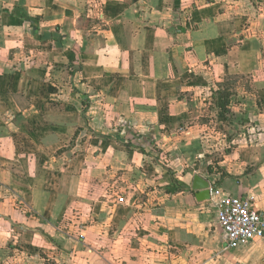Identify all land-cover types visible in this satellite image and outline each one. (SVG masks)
<instances>
[{
  "label": "crops",
  "instance_id": "crops-1",
  "mask_svg": "<svg viewBox=\"0 0 264 264\" xmlns=\"http://www.w3.org/2000/svg\"><path fill=\"white\" fill-rule=\"evenodd\" d=\"M195 176L264 213V0H0V264H264Z\"/></svg>",
  "mask_w": 264,
  "mask_h": 264
},
{
  "label": "built area",
  "instance_id": "built-area-1",
  "mask_svg": "<svg viewBox=\"0 0 264 264\" xmlns=\"http://www.w3.org/2000/svg\"><path fill=\"white\" fill-rule=\"evenodd\" d=\"M211 197L218 198L217 222L226 234L227 249L264 238V213L249 199L224 195L219 190L211 191Z\"/></svg>",
  "mask_w": 264,
  "mask_h": 264
},
{
  "label": "water",
  "instance_id": "water-1",
  "mask_svg": "<svg viewBox=\"0 0 264 264\" xmlns=\"http://www.w3.org/2000/svg\"><path fill=\"white\" fill-rule=\"evenodd\" d=\"M191 192L195 194L196 200L200 203L211 199L210 184L199 176H195Z\"/></svg>",
  "mask_w": 264,
  "mask_h": 264
},
{
  "label": "trees",
  "instance_id": "trees-1",
  "mask_svg": "<svg viewBox=\"0 0 264 264\" xmlns=\"http://www.w3.org/2000/svg\"><path fill=\"white\" fill-rule=\"evenodd\" d=\"M230 98L229 95L220 90L214 93V105L218 114L219 121L226 119V115L229 113Z\"/></svg>",
  "mask_w": 264,
  "mask_h": 264
},
{
  "label": "rangeland",
  "instance_id": "rangeland-1",
  "mask_svg": "<svg viewBox=\"0 0 264 264\" xmlns=\"http://www.w3.org/2000/svg\"><path fill=\"white\" fill-rule=\"evenodd\" d=\"M238 82L240 83L239 86H245L247 84L246 80H242V79H238L236 84H234L235 83L234 81L231 82V84L238 85ZM235 87L236 86L230 87V85H228L227 88H224V90H225L224 93H226L227 95H229L230 101H232L234 99L233 96H234L235 93H236L235 95H237V92L233 93L234 90H236ZM215 114H217V113H215Z\"/></svg>",
  "mask_w": 264,
  "mask_h": 264
}]
</instances>
